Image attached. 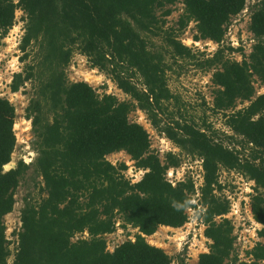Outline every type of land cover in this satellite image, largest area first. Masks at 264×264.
Segmentation results:
<instances>
[{
  "label": "trees",
  "instance_id": "1",
  "mask_svg": "<svg viewBox=\"0 0 264 264\" xmlns=\"http://www.w3.org/2000/svg\"><path fill=\"white\" fill-rule=\"evenodd\" d=\"M176 1L0 0V39L14 26L16 11L21 9L26 18L22 60L31 55L29 48L37 50L34 63L15 73L10 87L17 92L29 80L39 82L27 118L37 137L33 166L46 193L39 201H27L22 209L12 264L172 263L145 236L161 225H184L195 184L189 177L176 184L168 179V170L182 163L180 154L168 152L164 162L151 149L147 129L130 120L136 107L181 153L203 160L201 203L206 207L205 236L211 243L197 264L264 261V242L246 252L250 261L239 257L234 225L222 217L230 203L219 192L225 188L219 177L222 170L238 172L256 183L251 209L263 225L258 235L264 239V93L256 96L254 84L257 80L264 84V0L251 12L248 29L254 44L242 61L227 54L242 47L222 45L210 57L192 53L179 32L195 21V40L222 44L227 27L245 9L247 0H180L185 11L179 27L166 28L164 17L171 15ZM154 38L164 43L161 49H153ZM77 51L90 58L92 67L110 72L131 99L99 95L87 82L68 81L65 70ZM167 58L174 62L195 59L201 69L212 70L216 88L211 110L226 116L234 132L228 136L231 143L216 137L206 121L200 126L184 116L181 97L168 84ZM239 100L249 104L237 110ZM15 119V105L0 97V264H8L12 256L4 220L14 210L16 190L30 168L20 160L15 168L4 170L16 145ZM118 151H126L136 168L146 171L136 183L127 177L125 163L116 166L107 160V155ZM173 201L184 205L183 210H174ZM119 218L123 226L131 225L140 233L111 252L105 235L116 230ZM85 232L88 237L73 240ZM180 261L187 264L184 258Z\"/></svg>",
  "mask_w": 264,
  "mask_h": 264
},
{
  "label": "rangeland",
  "instance_id": "2",
  "mask_svg": "<svg viewBox=\"0 0 264 264\" xmlns=\"http://www.w3.org/2000/svg\"><path fill=\"white\" fill-rule=\"evenodd\" d=\"M258 1L259 0H247L245 9L239 15L233 17L227 27L222 44L210 39L195 40L194 37L197 34L195 21H191L185 29L179 32V38L184 45L192 49V53L198 55L204 53L205 57L212 56L222 45L224 47L231 46L234 49L242 47L243 50L241 51L235 50L231 53L227 52L232 59L242 61L245 56L251 53L254 44L253 34L248 28L251 12ZM171 7L173 9L171 15L164 17L166 19L165 27L178 29V21L184 14L185 6L182 1L177 0ZM161 14L162 11L158 10V15ZM25 19L23 10L18 9L16 11V22L14 26L5 37L0 39V97L7 98L16 107V119L14 124L16 145L12 154V159L7 166L5 165L4 170L8 171L15 168L20 160L25 162V159H32L29 163L30 168L27 170L16 190L14 210L6 215L4 220L6 235L10 242L9 247L12 251V256L9 258L8 264H12L14 260V254L18 244L16 232H18L22 226V209L27 201H39L41 197L46 195L45 191L42 192L41 190V186H43L42 177L35 172L33 166L38 156L37 137L32 125V120L27 118V107L31 99L35 96L36 87H38L39 82L29 80L21 86L17 92H13L10 87L14 74L23 72L28 63L33 64L35 54L37 53V50H33V48L29 50V48L28 51L31 55L25 61L21 58L24 55L21 50V42L25 33ZM154 42L156 45L153 49H161L164 45L158 38H154ZM167 57L169 56L167 55ZM167 62L168 68H166V73L168 84L172 92L180 95V106L184 116L187 117V119L195 120V123L200 126H203L206 121V125L210 124L212 129L216 132V137L225 140L226 143H231V139H229L228 136L233 135L234 132L226 124V116L222 112L216 113L211 110L214 102V90L216 88L211 80L212 70L201 69L197 65V60L195 59L178 58L176 62H174L172 59L167 58ZM65 73L68 81L87 82L99 93V95L105 93L113 94L120 101H129L131 99L129 95L118 87L116 82L112 79V74L110 72L92 67L90 58L78 51L72 57ZM130 73L129 71L128 74ZM134 80L141 83L138 76H134ZM254 84L256 87V96L264 93V84L262 85L258 80L255 81ZM248 104V101L239 100L235 109H242ZM170 110H174V108L171 106ZM229 112L230 111H227V113ZM163 116L166 119L169 118L168 116ZM129 117L131 121L140 123L147 129L151 141V149L157 152L164 162L166 160V153L172 151L176 154H180L182 163L179 167L175 168L176 171L182 174L184 169V180L189 177L193 179L194 184L195 181L198 182L197 184H200L204 177V171L202 172L203 163L201 164V162L198 161L201 158L181 153L182 150L175 146L165 133H160L153 127L145 111L136 107L130 113ZM237 139L241 140L242 138L238 137ZM246 151L248 152L249 150ZM107 160L111 161L116 166L125 163L127 166L125 173L128 178L132 179L133 183L139 181L146 172L144 169L136 168L135 161L132 160L131 156L126 151L111 153L107 155ZM170 169L167 172V177L171 181L172 178L170 179L168 174ZM198 174H201L202 180L198 177ZM219 177L220 180L224 182L225 187L222 191H219L220 195L222 197H231L234 199L235 206L240 204L242 210L249 213L245 225L244 220H232V223L234 225V235H236L237 238L235 247L239 257H241L242 260L250 261L251 257L248 256L246 252L252 249L258 242H264V239L258 235L263 225L256 221L253 213L251 214L253 221L250 219V211L252 212L251 198L252 195L255 194L256 183L235 171L228 172L222 170ZM203 186L204 180L200 186L195 187V192L191 194L190 199V207H195V209H197L196 212L199 211L200 215L195 213L197 217L190 219L193 209L188 207L186 209L187 221L183 226L174 228L161 225L154 234L145 236L150 244L162 248L172 258L171 264H183L180 261L181 258H184L187 264H197L200 254L209 252L211 240L205 236V231L208 227L204 221L206 207H201L200 209L196 208L197 205L193 204L196 201H193L195 200L194 198L192 199V197L196 196L198 190V199L200 201L197 202L200 205L202 204L201 197ZM228 201H230L229 203L231 204V200L228 199ZM220 219L221 217L217 218V220ZM123 223L122 219L119 218L116 223V230L113 233L105 235L107 249L111 252L123 242L130 239L134 240L136 235L140 233L138 228H134L131 225L125 227ZM255 229L256 231H254ZM235 230H237V234H235ZM86 237H88V234L85 232L83 234H77L73 240ZM261 263L264 264V261Z\"/></svg>",
  "mask_w": 264,
  "mask_h": 264
},
{
  "label": "built area",
  "instance_id": "3",
  "mask_svg": "<svg viewBox=\"0 0 264 264\" xmlns=\"http://www.w3.org/2000/svg\"><path fill=\"white\" fill-rule=\"evenodd\" d=\"M30 161H32V159L31 160H28V159H25V162L27 163V164H29L30 163ZM198 161H200L201 162V164L203 163V160H198ZM202 168H203V166H202ZM202 172H203V170H202ZM169 178L171 179V182H173V183H176V182H178V181H180V180H184V178H185V170L183 169V173L181 174V172H179V171H176V169L174 168V169H170V171H169ZM184 174V175H183ZM198 177L199 178H201L202 176H201V174L199 175L198 174ZM201 180H202V178H201ZM203 180H204V177H203ZM202 180V181H203ZM202 181L200 182V184H197L198 182H196L195 181V184H196V186L198 187V186H200L201 184H202ZM220 182L224 185V182H222L221 180H220ZM195 186V187H196ZM198 196H199V192H198V190H197V194H196V196H194V197H192V199L194 198L195 200H193V201H196V202H194L193 204H195V205H197L196 206V208H201V207H204L202 204L200 205L198 202L200 201L199 199H198ZM225 198L228 200V199H230L231 200V204H230V210H229V212L227 213V214H224L222 217H224V218H228V219H230L231 221L232 220H239V221H242V220H244V225H245V221H246V219H247V215L249 214V213H246L244 210H242V208H241V205L240 204H238L237 206H235L234 205V199H232L231 197H229V196H225ZM192 201V200H191ZM198 201V202H197ZM230 202V201H229ZM194 205V206H195ZM190 209H193V212L191 213V218L190 219H194V217H197L196 216V214H199L200 215V213H199V211L198 212H196L197 211V209H195V207H190ZM196 213V214H195ZM251 214H252V212L250 211V219L252 220V216H251ZM253 221V220H252ZM255 223V222H254ZM243 225V226H244ZM257 225V224H256ZM242 226V227H243ZM254 231H256V229L254 230ZM235 234H237V230H235ZM237 239V238H236Z\"/></svg>",
  "mask_w": 264,
  "mask_h": 264
},
{
  "label": "clouds",
  "instance_id": "4",
  "mask_svg": "<svg viewBox=\"0 0 264 264\" xmlns=\"http://www.w3.org/2000/svg\"><path fill=\"white\" fill-rule=\"evenodd\" d=\"M172 207H173L174 210H176V211H182L184 205L180 204L179 202L173 201V203H172Z\"/></svg>",
  "mask_w": 264,
  "mask_h": 264
}]
</instances>
